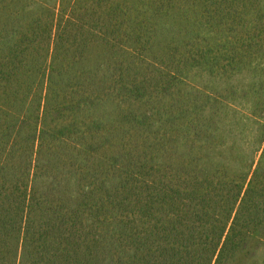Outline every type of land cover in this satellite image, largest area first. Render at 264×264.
I'll list each match as a JSON object with an SVG mask.
<instances>
[{"label": "trees", "instance_id": "obj_1", "mask_svg": "<svg viewBox=\"0 0 264 264\" xmlns=\"http://www.w3.org/2000/svg\"><path fill=\"white\" fill-rule=\"evenodd\" d=\"M0 264H264V0H0Z\"/></svg>", "mask_w": 264, "mask_h": 264}]
</instances>
